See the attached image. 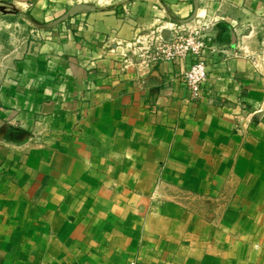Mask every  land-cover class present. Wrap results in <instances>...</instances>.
<instances>
[{
  "label": "crops",
  "instance_id": "obj_1",
  "mask_svg": "<svg viewBox=\"0 0 264 264\" xmlns=\"http://www.w3.org/2000/svg\"><path fill=\"white\" fill-rule=\"evenodd\" d=\"M0 264H264V0H0Z\"/></svg>",
  "mask_w": 264,
  "mask_h": 264
},
{
  "label": "built area",
  "instance_id": "obj_2",
  "mask_svg": "<svg viewBox=\"0 0 264 264\" xmlns=\"http://www.w3.org/2000/svg\"><path fill=\"white\" fill-rule=\"evenodd\" d=\"M203 26L206 27V23L197 18L192 29H173L166 37L159 32L148 34L143 40L138 38L133 43L140 44L136 48L145 64L191 59L183 74V83L192 100L199 99L207 80L206 57L212 41L203 33Z\"/></svg>",
  "mask_w": 264,
  "mask_h": 264
},
{
  "label": "rangeland",
  "instance_id": "obj_3",
  "mask_svg": "<svg viewBox=\"0 0 264 264\" xmlns=\"http://www.w3.org/2000/svg\"><path fill=\"white\" fill-rule=\"evenodd\" d=\"M8 9H10L11 10V8H8ZM93 7L92 6H90V9H89V11H93ZM80 11L81 10H77L75 13L77 14H79L80 13ZM205 23H206V27L205 26H203V33L206 35V37H209V38H211V41H212V37H211V35H210V27H211V24L212 23H210V20H203ZM147 35H145V34H140V35H138V36H135L133 39H130V40H128V41H126L125 43H124V51H121L120 52V54L121 55H123V56H125V57H127V56H130L131 58H133V59H135V60H138L139 62H141V63H143L142 61H141V58H140V56H139V51L137 50V46L138 45H140V44H135V45H133V43L138 39V38H140L141 40H143L144 39V37H146ZM211 46H209L208 47V51H210L211 50V47H212V44H210ZM207 51V52H208Z\"/></svg>",
  "mask_w": 264,
  "mask_h": 264
},
{
  "label": "water",
  "instance_id": "obj_4",
  "mask_svg": "<svg viewBox=\"0 0 264 264\" xmlns=\"http://www.w3.org/2000/svg\"><path fill=\"white\" fill-rule=\"evenodd\" d=\"M162 35H163L164 37H166V35H165L164 33H163Z\"/></svg>",
  "mask_w": 264,
  "mask_h": 264
}]
</instances>
